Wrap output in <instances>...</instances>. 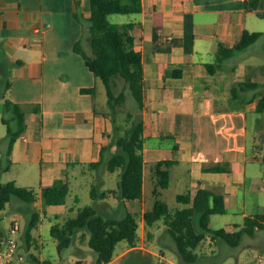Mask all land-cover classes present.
I'll return each instance as SVG.
<instances>
[{
    "label": "crops",
    "instance_id": "1",
    "mask_svg": "<svg viewBox=\"0 0 264 264\" xmlns=\"http://www.w3.org/2000/svg\"><path fill=\"white\" fill-rule=\"evenodd\" d=\"M258 12L264 13V0L256 10H247V0H142V10L126 21L134 23L132 33L145 77L144 107L137 111L145 136L143 192L146 176L153 177L152 166L176 159L169 185L192 192L203 187L221 192L226 212L237 206L240 191L247 193V183L254 182L249 189L254 195L264 193V156L248 151V114L255 112L264 89V63L251 62L241 54L243 49L224 58L213 72L207 66L218 62L221 45L232 47L243 31H264V21L256 19L264 15ZM78 15H90L89 0H0V49L13 56L8 89L1 95L5 99L8 92L26 119L24 132L11 148L5 123L0 172L17 165L26 168L27 177H39L40 193L43 185L59 179L70 185L82 167L86 173L87 168L97 169L100 175L105 162L92 163L102 161L103 146L112 144L110 116L96 112V99L82 91L92 87L96 77L74 49L85 29ZM255 72H263V77ZM250 80L257 81L259 88L233 92L238 82ZM233 102L240 106L231 107ZM152 137L158 140L148 145ZM116 149L111 145L107 153ZM216 165L225 169L210 170ZM96 201L98 211L118 218L125 215L122 203L128 205L140 215L141 230L147 228L143 198L121 199L119 205ZM49 206L42 204L41 215ZM64 208L54 209L55 213ZM243 223L224 228L234 231Z\"/></svg>",
    "mask_w": 264,
    "mask_h": 264
},
{
    "label": "trees",
    "instance_id": "2",
    "mask_svg": "<svg viewBox=\"0 0 264 264\" xmlns=\"http://www.w3.org/2000/svg\"><path fill=\"white\" fill-rule=\"evenodd\" d=\"M90 15L78 18L84 22V35L75 45V51L85 58L87 66L94 72L96 81L92 87L83 88V92L91 93L95 101V110L109 116L113 123L112 144L103 146L101 160L92 163L98 166L105 162L111 172L120 170L118 190L107 189L99 192L93 186L91 196L94 199L103 198L114 193L123 200H141L144 186V123L141 115L129 112L124 123L118 120V107L126 100L125 90L128 88L137 102V111L144 107L145 77L141 51L137 48V41L132 33L133 22L115 23L109 20L114 13H137L142 10V0H89ZM260 0H247V10H256ZM264 15V13H259ZM77 15V14H76ZM264 31H243L240 39L232 47L221 45L218 51V62L207 64L213 72L220 62L231 56L236 50L248 48L260 37ZM89 45V50L85 47ZM120 81L123 88L116 93ZM260 84L257 81H240L233 87V92L249 89L256 90ZM2 97H5L2 95ZM4 108L12 113L3 116L7 124V136L10 148L14 140L26 128L25 113L21 105L10 98L4 99ZM255 111L264 112V89L259 96ZM111 145L117 147L115 152L107 153ZM10 151H8L9 155ZM7 162L10 160L7 159ZM176 159L160 160L152 166V175L157 178L161 188L169 186L170 167ZM2 161L0 160V170ZM216 165L210 170H224ZM67 179H59L42 187L41 195L35 187L19 185L14 180L0 181V211L5 207L12 196H17L27 202H36L40 197L44 205L63 204L69 193ZM156 195L161 192L155 188ZM177 200L182 207L171 210L168 203L160 198L155 200L151 209L145 210L144 221L153 224L164 217L167 232L173 237L176 250L183 264H194L199 260L197 248L207 235L222 239L230 245L240 243L245 233L253 235L257 229L264 228V213L247 215L244 223L238 229L229 231L222 228L213 229L210 226L211 216L216 213H225L227 210L225 195L208 187L196 191L178 193ZM40 212L34 210L29 218L24 235V244L28 251L32 244V230L38 226ZM139 221L137 214L127 211L123 217L104 216L92 205L79 208L76 216L68 218L65 223L52 225L51 233L57 239V248L61 251L68 247L79 229H86L90 233L89 246L96 251L97 258L92 264H108L114 259L119 242L127 241L135 246L139 241ZM35 262H40L38 255L30 253ZM45 264H50L48 260ZM75 264H90L87 260L79 259Z\"/></svg>",
    "mask_w": 264,
    "mask_h": 264
},
{
    "label": "rangeland",
    "instance_id": "3",
    "mask_svg": "<svg viewBox=\"0 0 264 264\" xmlns=\"http://www.w3.org/2000/svg\"><path fill=\"white\" fill-rule=\"evenodd\" d=\"M133 14L114 13L109 15V20L115 23H124L132 19ZM256 19L264 21L262 17ZM85 46L89 50L87 42H85ZM241 54L250 57L251 62L252 60H256L259 63H264V36L260 37L248 48H245ZM12 58V55L0 49V95L4 90L8 89L6 85L11 79L13 66L11 65L10 59ZM255 74L263 77V72H255ZM123 85V81H120L119 86L116 88V93H119ZM125 93L126 100L118 107L119 114L117 117L120 123L125 122V118L129 112H133V114L135 112L137 113V102L133 98L130 90L126 88ZM6 96V98L10 97L8 92ZM3 101L4 98L1 95V144L4 143L3 138L5 139L6 134V124L3 122V116L12 115L10 111L7 112L5 110ZM230 106L235 107L240 106V104L233 102ZM111 124L113 127L112 120ZM258 133L260 137H257ZM157 140V137L148 139V145L149 143L154 144ZM161 141L166 143L165 140L163 141L161 139ZM248 151L249 153L255 152L258 155L264 156V112L255 111L248 114ZM84 169L86 167H82L80 171L76 172L75 176L71 177L69 193L66 196L65 203L50 205L44 215H41L40 211L43 204L42 199L36 202H27L17 196H12L10 201L0 211V228L6 229L11 222L17 220L20 229L16 236L23 243L29 218L34 210H38L40 212V220L38 226L32 230L33 238L30 251H28L29 254L34 253L42 256L46 258L44 261L48 260L50 264H75L79 259L87 260L90 264L94 263L97 258V253L89 246L88 240L90 233L86 229H79L74 236L73 242L61 251L57 248V239L51 233L53 224L65 223L68 218L77 215L79 208L86 205L98 207L96 199L91 196L93 186H97L99 192L107 189L118 190L120 170L111 172L106 166V169H100L101 174L99 175L97 169L87 168L89 169L87 173ZM262 170L264 181V166ZM25 171L26 168L20 165L13 166L9 171L0 172V180L6 182L17 178L16 182L19 185L34 186L40 194L39 177H27L28 175H25ZM38 172H40V168ZM157 183L155 176L151 177L150 173L146 176L143 197L144 208L146 210L153 208L157 198L166 201L171 210H176L183 206L177 200V195L180 192L186 191V188L173 183L167 188H161ZM253 183V181L247 183V193L243 191L239 192L236 207L229 209L226 213H216L211 216L210 226L213 229L234 227L236 223L244 222L245 214L264 212V193L260 192L254 195L252 191H249V189H252ZM256 186L254 185V189ZM156 187L161 192L160 195H156ZM252 195H254V198H252ZM97 199H101L102 201L105 199L108 203L116 205H119L121 200L120 197L114 196L113 193H110L108 197H99ZM63 206L66 208L59 211V213H55L57 211L54 209ZM121 206L122 213L124 214L127 211H132V208H129L128 205L125 206L124 203ZM98 212L104 216H108V214L101 213L100 210ZM137 217L140 222V215L138 214ZM138 232L140 235L139 241H137L135 246H131L127 241L118 243L114 259L109 264H183L176 250L174 239L167 232L164 217H161L151 225L147 224L145 230H141L139 227ZM129 247L131 248L123 256H119L123 250ZM197 253L199 254V260L194 264H263L261 259L264 258V228L257 229L253 235L245 233L240 243L236 246L230 245L222 239H214L211 235H207L197 248Z\"/></svg>",
    "mask_w": 264,
    "mask_h": 264
},
{
    "label": "built area",
    "instance_id": "4",
    "mask_svg": "<svg viewBox=\"0 0 264 264\" xmlns=\"http://www.w3.org/2000/svg\"><path fill=\"white\" fill-rule=\"evenodd\" d=\"M19 229L17 220L6 229L0 228V264H44L32 260L24 242L16 236ZM261 262L264 264V258Z\"/></svg>",
    "mask_w": 264,
    "mask_h": 264
}]
</instances>
